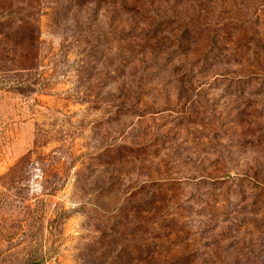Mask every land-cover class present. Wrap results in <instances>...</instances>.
Wrapping results in <instances>:
<instances>
[{
    "label": "rangeland",
    "instance_id": "rangeland-1",
    "mask_svg": "<svg viewBox=\"0 0 264 264\" xmlns=\"http://www.w3.org/2000/svg\"><path fill=\"white\" fill-rule=\"evenodd\" d=\"M0 264H264V0H0Z\"/></svg>",
    "mask_w": 264,
    "mask_h": 264
}]
</instances>
